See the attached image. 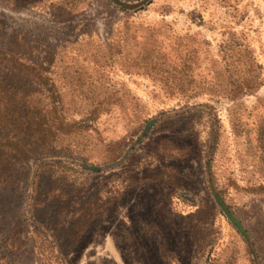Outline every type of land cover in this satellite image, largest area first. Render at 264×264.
I'll list each match as a JSON object with an SVG mask.
<instances>
[{
  "label": "rangeland",
  "instance_id": "rangeland-1",
  "mask_svg": "<svg viewBox=\"0 0 264 264\" xmlns=\"http://www.w3.org/2000/svg\"><path fill=\"white\" fill-rule=\"evenodd\" d=\"M120 1L0 0V44L63 48L69 117L115 98L0 191V264H264V0Z\"/></svg>",
  "mask_w": 264,
  "mask_h": 264
},
{
  "label": "trees",
  "instance_id": "trees-1",
  "mask_svg": "<svg viewBox=\"0 0 264 264\" xmlns=\"http://www.w3.org/2000/svg\"><path fill=\"white\" fill-rule=\"evenodd\" d=\"M111 2L123 10L138 7L120 0ZM65 58L61 46L49 43L27 44L21 39L18 44H0V191L27 190L34 183L36 169L67 157V138H79L89 129L87 123L107 112L102 107L115 99L100 96L83 119L69 117L63 91L69 84ZM57 82H61L60 88ZM72 84L78 85V90L84 85L80 78L73 79ZM75 97L80 104L86 100L81 92ZM105 165L112 166L113 161ZM94 168L89 170L101 169Z\"/></svg>",
  "mask_w": 264,
  "mask_h": 264
}]
</instances>
